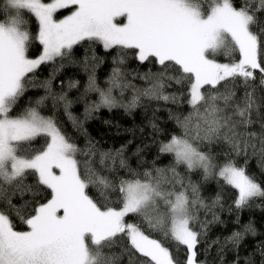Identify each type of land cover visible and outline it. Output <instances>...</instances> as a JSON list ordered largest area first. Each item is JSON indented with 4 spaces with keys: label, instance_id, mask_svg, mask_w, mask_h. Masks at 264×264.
<instances>
[{
    "label": "trees",
    "instance_id": "1",
    "mask_svg": "<svg viewBox=\"0 0 264 264\" xmlns=\"http://www.w3.org/2000/svg\"><path fill=\"white\" fill-rule=\"evenodd\" d=\"M195 1L202 14L213 3ZM229 2L248 15L257 65L203 82L196 100L194 73L183 63L152 53L140 58L134 45H105L93 35L22 73L7 114L34 111L54 123L69 144L85 194L98 209H121L127 182L152 186L149 201L121 217L145 243H136L124 228L112 230L87 241V264H187V247L171 228L178 200L194 236L196 264H264V0ZM72 8H59L54 16ZM0 22L25 32L27 56L40 53L39 22L29 8L0 0ZM234 47L227 60L239 58ZM174 138L202 152L208 170L178 156L169 147ZM48 142L47 133L37 132L12 143L17 155L29 158ZM224 164L241 170L259 189L242 193L216 172ZM43 204L41 219L60 209L33 167L11 174L0 165V212L13 229L29 228Z\"/></svg>",
    "mask_w": 264,
    "mask_h": 264
},
{
    "label": "rangeland",
    "instance_id": "2",
    "mask_svg": "<svg viewBox=\"0 0 264 264\" xmlns=\"http://www.w3.org/2000/svg\"><path fill=\"white\" fill-rule=\"evenodd\" d=\"M11 1L36 15L42 49L36 56H27L25 32L15 23L0 22V165L6 166L11 174L33 167L52 188L53 199L60 209L41 219L47 204L41 205L25 230L13 229L7 216L0 212V264H87L90 259L87 241L94 242L121 228L136 243H145L138 231L123 223L121 217L125 211L149 201L154 194L152 186L142 180L127 182L126 202L121 209L116 212L98 209L85 194L69 144L54 123L34 111L21 116L7 114L20 77L62 48L93 35L105 45H134L140 58L152 53L160 60L173 58L183 63L194 73L192 99L196 100L203 82L216 80L229 70L257 65L256 41L249 29L248 15L233 7L229 0H212L206 14L200 12L195 0L196 4L190 0ZM70 5L73 6L70 11L54 16L57 9ZM235 45L239 58L227 60L233 58ZM37 132L48 134L46 148L29 158L17 155L12 142ZM169 147L187 163L208 170L207 157L184 139H172ZM216 172L242 193L259 189L233 166L220 165ZM171 228L187 247V264H196L192 251L194 236L188 227L183 201L178 200L174 206ZM56 238H60L58 243ZM161 253L165 262L166 251Z\"/></svg>",
    "mask_w": 264,
    "mask_h": 264
}]
</instances>
